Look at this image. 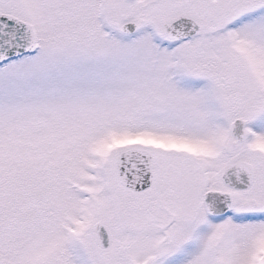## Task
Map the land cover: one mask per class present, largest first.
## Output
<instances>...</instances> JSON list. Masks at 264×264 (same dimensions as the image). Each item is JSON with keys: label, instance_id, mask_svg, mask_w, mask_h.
<instances>
[{"label": "snow or ice", "instance_id": "6c2138e0", "mask_svg": "<svg viewBox=\"0 0 264 264\" xmlns=\"http://www.w3.org/2000/svg\"><path fill=\"white\" fill-rule=\"evenodd\" d=\"M0 264H264V0H0Z\"/></svg>", "mask_w": 264, "mask_h": 264}]
</instances>
